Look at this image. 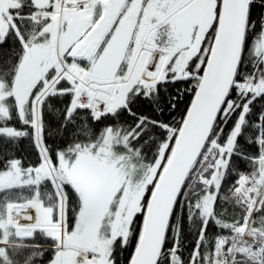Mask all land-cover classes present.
Returning a JSON list of instances; mask_svg holds the SVG:
<instances>
[{"label":"snow or ice","instance_id":"snow-or-ice-1","mask_svg":"<svg viewBox=\"0 0 264 264\" xmlns=\"http://www.w3.org/2000/svg\"><path fill=\"white\" fill-rule=\"evenodd\" d=\"M0 264H264V0H0Z\"/></svg>","mask_w":264,"mask_h":264}]
</instances>
